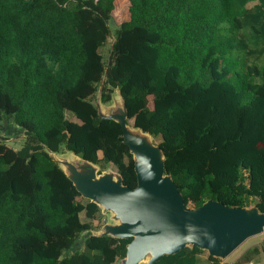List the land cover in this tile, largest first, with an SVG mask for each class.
<instances>
[{
	"label": "trees",
	"instance_id": "1",
	"mask_svg": "<svg viewBox=\"0 0 264 264\" xmlns=\"http://www.w3.org/2000/svg\"><path fill=\"white\" fill-rule=\"evenodd\" d=\"M115 3L128 17L112 32ZM100 87L102 104L117 89L133 127L158 140L186 206L264 214V0H0V123L25 139L19 150L0 139V264L125 257L132 239L92 233L99 207L51 155L137 186L120 124L97 113ZM261 255L255 245L234 262ZM155 264L219 259L191 246Z\"/></svg>",
	"mask_w": 264,
	"mask_h": 264
},
{
	"label": "water",
	"instance_id": "2",
	"mask_svg": "<svg viewBox=\"0 0 264 264\" xmlns=\"http://www.w3.org/2000/svg\"><path fill=\"white\" fill-rule=\"evenodd\" d=\"M101 90L102 87L96 99L97 113L100 119L120 124L123 143L133 156L137 186L134 189L124 186L122 178L115 172V179L102 174L99 180L82 177L77 167L80 161L76 160L72 165L60 156L53 159L82 198L113 214L119 223L110 232L102 231L96 235L132 239L120 264H155L163 256L191 246L225 260L248 238L264 233V214L255 206H251L252 210L249 207L233 208L212 200L199 208L186 206L171 177L164 174V157L158 146L149 143L152 137L139 129L143 134L128 129L123 99V112L116 113L110 107H103ZM80 160L86 162H80L86 167L95 166ZM243 211L248 212V219H244ZM105 227L108 230L109 226L105 225L98 230Z\"/></svg>",
	"mask_w": 264,
	"mask_h": 264
},
{
	"label": "rangeland",
	"instance_id": "3",
	"mask_svg": "<svg viewBox=\"0 0 264 264\" xmlns=\"http://www.w3.org/2000/svg\"><path fill=\"white\" fill-rule=\"evenodd\" d=\"M251 6H252V4L248 5V7H251ZM112 15H113L114 18L118 19V20L113 19L112 21L109 22V27H110L111 31L114 32V30L116 29L117 25L120 24L121 21L126 20V18L128 16H125V17L121 18V15L116 11V8L113 11ZM111 41H112V38L108 39L107 43L104 45V47H103V49L101 51V54L103 55L105 60L107 59V56H108V53H109V48H110ZM102 106L103 107H107V108L110 107V108H112L114 110V112L116 111V113L123 112L122 98L120 97L117 89H113L111 101L109 103H107V104H103ZM110 111L111 110H109L108 112H110ZM67 116L70 119L74 118L70 114H68ZM127 127L131 131H135L134 133H136V134H143L139 130L134 129L131 120L128 121ZM0 139L5 141L7 146H9V147H11V148H13L15 150H19L21 148V146L24 144V141H25L24 135H23V131L20 130L18 127L11 126L6 121H3L2 123H0ZM149 143L154 146V145H156L158 143V140L155 139V138H150L149 139ZM51 155H52V157L54 159L55 158L59 159L60 157H63L67 161H71L72 165L76 163V160H78V161H80L82 163H86V162L81 161L78 157H76L71 152H65L62 155H60V154H51ZM80 162L78 163L79 166H77V167H78V171L81 173L82 177L91 176L92 179L99 180L102 175L103 176L110 175L112 177V179L116 178V177L113 176L114 175L113 174L114 171L110 167H108L105 171L101 172L102 175L100 176V175L97 174V171L99 170L98 166L86 167L85 165H82ZM252 208L253 207H249L248 209L252 210ZM100 211H101V215L102 216H101V220H99V222H101L102 225L109 226V228H108V230L105 227L102 230L100 229V231L99 230L98 231H93L92 233L95 234V235L101 233L102 231L103 232H110L112 227H116V225H119V223L116 220H114L113 214H111L110 212H106L102 207H100ZM90 215L94 216L95 214L91 213ZM82 218H84V214H82ZM97 222H98V220L97 221L95 220V223H97ZM263 243H264V233H261L259 235L253 236L251 238H248L233 253H231L227 257V261L228 262H233V261H235V259H238L249 248H251V247H253L255 245H262ZM116 264H120V262H117ZM141 264H144V263H141ZM250 264H264V256L261 255V256L255 258Z\"/></svg>",
	"mask_w": 264,
	"mask_h": 264
},
{
	"label": "built area",
	"instance_id": "4",
	"mask_svg": "<svg viewBox=\"0 0 264 264\" xmlns=\"http://www.w3.org/2000/svg\"><path fill=\"white\" fill-rule=\"evenodd\" d=\"M219 264H235V262H228L227 259L219 260Z\"/></svg>",
	"mask_w": 264,
	"mask_h": 264
},
{
	"label": "bare ground",
	"instance_id": "5",
	"mask_svg": "<svg viewBox=\"0 0 264 264\" xmlns=\"http://www.w3.org/2000/svg\"><path fill=\"white\" fill-rule=\"evenodd\" d=\"M86 187H88V185H87ZM88 188L91 189V187H88ZM242 213H243V217H244V219H248V218H249V216H248V212L243 211Z\"/></svg>",
	"mask_w": 264,
	"mask_h": 264
},
{
	"label": "crops",
	"instance_id": "6",
	"mask_svg": "<svg viewBox=\"0 0 264 264\" xmlns=\"http://www.w3.org/2000/svg\"><path fill=\"white\" fill-rule=\"evenodd\" d=\"M115 8H116V3H115ZM60 155H62V154H60ZM262 245H263V244H262ZM241 254H242V253H241ZM241 254H240V255H241ZM240 255H239V256H240ZM205 256H206V255H205ZM205 256H204L203 258H205ZM239 256H238V257H239ZM238 257H237V258H238ZM235 260H236V259H235ZM233 262H234V261H233Z\"/></svg>",
	"mask_w": 264,
	"mask_h": 264
}]
</instances>
